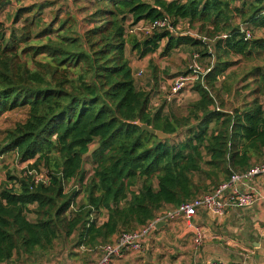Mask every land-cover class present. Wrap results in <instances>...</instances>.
Masks as SVG:
<instances>
[{
    "label": "trees",
    "instance_id": "trees-1",
    "mask_svg": "<svg viewBox=\"0 0 264 264\" xmlns=\"http://www.w3.org/2000/svg\"><path fill=\"white\" fill-rule=\"evenodd\" d=\"M9 18L10 26L0 19V117L19 108L26 117L5 130L0 155L32 163L0 190V264L37 248L46 255L70 237L101 255L120 233L264 162V0H42ZM158 19L170 26L128 38V24ZM183 22L199 37L176 33ZM129 40L141 57L191 45L192 61L210 60L186 114L168 96L153 106L158 83L138 86ZM244 59L255 62L242 79L252 99L228 110L229 70ZM38 172L48 179L36 182Z\"/></svg>",
    "mask_w": 264,
    "mask_h": 264
},
{
    "label": "crops",
    "instance_id": "crops-1",
    "mask_svg": "<svg viewBox=\"0 0 264 264\" xmlns=\"http://www.w3.org/2000/svg\"><path fill=\"white\" fill-rule=\"evenodd\" d=\"M254 184L262 189L264 177L255 178ZM241 186L245 189L247 184ZM193 221L203 232L201 245L195 244L193 228L182 218L168 219L144 241L142 250L126 252L112 264H202L213 260L230 264H264V203L228 209L223 214L199 210ZM92 254L81 264H93L100 258V254ZM50 255L16 253L6 264H43L47 260L55 261L53 264H71L76 260V256L67 254L66 260L54 256L62 254Z\"/></svg>",
    "mask_w": 264,
    "mask_h": 264
},
{
    "label": "rangeland",
    "instance_id": "rangeland-1",
    "mask_svg": "<svg viewBox=\"0 0 264 264\" xmlns=\"http://www.w3.org/2000/svg\"><path fill=\"white\" fill-rule=\"evenodd\" d=\"M40 2L42 0H21L20 2H17L16 0H13L11 3L7 4L5 7L0 8V19L3 20L7 26L11 25V19L9 18L12 13L15 12L17 7L20 4L28 5L32 2ZM83 6H86V2H81ZM85 15H80V19L83 18ZM46 18L47 20H50L52 18V15L50 14L49 9L46 10ZM82 20V19H81ZM81 26L83 29L87 28V24L85 22L81 21ZM129 30L133 29L135 30L134 33H131L129 30L128 38L131 40L132 36L135 35L139 39H143L145 35L148 34V32L145 29L144 22H140L137 25L133 26L132 23L127 25ZM82 29V30H83ZM175 32L178 34H193L195 36H198L197 29L191 28L187 22H183L180 24L179 29L175 30ZM257 34L264 35V29L257 32ZM199 37V36H198ZM129 40V44L127 46V56L131 62V65L133 67L134 72H139L140 70L143 71V74L141 76H137L136 80L138 83V86L140 87H149L150 89L155 86L156 83H158V89L157 92L155 90V97L153 98V106H160L163 102H165L167 96L169 102L168 108L172 104L173 109L178 114H186L187 108L189 106V103L198 98V94L193 91V85L197 82V80L192 81L190 85H188V88L184 89L180 94L177 95H170L169 92L171 90V84H175V81L179 78V76H184L185 72L190 71V67L192 65V53L196 50V48H193L191 45H182L170 52L168 55H163L161 50L159 49L157 52L151 55H147L146 57H141L140 54L136 50H132L131 41ZM165 44V41L163 42V45ZM198 49V48H197ZM239 58L238 56L234 57V59ZM214 60H211V62ZM152 62V63H151ZM210 60L206 58H201V63L203 66H208ZM255 65V62L249 61V60H241L237 64H235L230 70H229V77L228 82L229 85L232 87L231 93H225L224 92V99L226 101V108L228 110H231L234 106H241L244 104V99L247 101L251 100L252 98L248 96L250 89H244L245 82H242V79L244 78L246 72L250 70V68ZM158 78V82L155 81V78ZM178 77V78H177ZM223 77L219 80V84L221 81H223ZM237 90L239 93L241 92V95L238 96ZM175 101H172V100ZM168 102V101H167ZM264 102V99H263ZM171 103V104H170ZM26 117V109L25 108H19L13 111L5 112L0 117V141L3 140L5 135V130L8 128L13 127L17 122L22 121ZM95 148V144H92L90 149L93 150ZM32 163L20 162L19 157L17 156V153L10 152L5 155H0V190L2 186H4L5 182H10L8 179L9 174L11 175H20L23 170L27 167L28 164ZM92 163L91 161H87L85 164V169L91 174ZM77 188L76 182H71L67 186V190L70 188ZM84 199V192L80 194L78 197L79 202H82ZM29 217L31 219H34L35 216L30 214ZM75 237H70V241L68 243H65V240L63 242L58 241L56 242L53 251L54 253L62 254V256L54 255L55 257H58V260H62L63 258L66 260V254L69 256V253L72 254V257L76 256V260H72L71 264H81L82 262H85L88 257H92L94 254V251H83L84 248L77 247L75 245ZM106 244V243H104ZM103 244V245H104ZM143 249V248H142ZM36 251L33 253L35 254L39 249H35ZM52 251V252H53ZM49 252L47 257H50L51 253ZM32 254V255H33ZM99 254V253H98ZM45 255V256H46ZM78 255V256H77ZM42 256H44V253H42ZM45 258V257H44ZM42 258V260H45ZM57 261V260H56ZM55 261L49 262L48 260L43 264H53ZM96 262V261H95Z\"/></svg>",
    "mask_w": 264,
    "mask_h": 264
},
{
    "label": "built area",
    "instance_id": "built-area-1",
    "mask_svg": "<svg viewBox=\"0 0 264 264\" xmlns=\"http://www.w3.org/2000/svg\"><path fill=\"white\" fill-rule=\"evenodd\" d=\"M170 22L167 19H158L150 25H145L146 31L151 33L153 30L167 28ZM134 32L135 30H131ZM244 31V28H242ZM250 33H247V37ZM223 37H227L224 35ZM198 54H194L191 72L188 75L179 76L175 84H171V95L180 94L192 81L199 78L200 74L206 72L205 68L198 61ZM143 71L137 72L141 76ZM32 173V171L30 172ZM264 177V162H260L252 166L245 172H235L225 182L221 183L212 192L196 197L190 202L181 204L178 207L172 208L160 215L154 220L148 221L143 227L133 230L124 231L118 237L100 247V258L93 264H112V262L122 257L126 252L140 251L144 246V241L148 239L157 229L159 221L172 220L182 218L189 226H192L194 231V242L196 245H201L204 235L199 227H196L193 219L198 214L199 210L212 211L216 214H223L226 210L232 208L253 207L256 204L264 203V187L254 184V179ZM34 178L36 182L48 179L46 174L38 172ZM242 184H247L246 188H242ZM202 264H230L222 260H213Z\"/></svg>",
    "mask_w": 264,
    "mask_h": 264
},
{
    "label": "water",
    "instance_id": "water-1",
    "mask_svg": "<svg viewBox=\"0 0 264 264\" xmlns=\"http://www.w3.org/2000/svg\"><path fill=\"white\" fill-rule=\"evenodd\" d=\"M142 128L144 130H147L148 132H150L152 134L158 135L160 138H168V137H170V134H167V133H165L163 131H160V130H156L153 127H151V126H149L147 124H142ZM162 222H164V220L159 221L157 226H159L160 223H162Z\"/></svg>",
    "mask_w": 264,
    "mask_h": 264
}]
</instances>
